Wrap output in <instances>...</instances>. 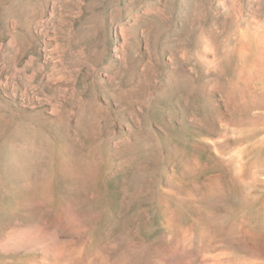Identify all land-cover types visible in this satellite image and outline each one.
<instances>
[{"label": "rangeland", "instance_id": "374dc122", "mask_svg": "<svg viewBox=\"0 0 264 264\" xmlns=\"http://www.w3.org/2000/svg\"><path fill=\"white\" fill-rule=\"evenodd\" d=\"M0 264H264V0H0Z\"/></svg>", "mask_w": 264, "mask_h": 264}]
</instances>
